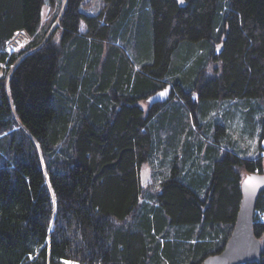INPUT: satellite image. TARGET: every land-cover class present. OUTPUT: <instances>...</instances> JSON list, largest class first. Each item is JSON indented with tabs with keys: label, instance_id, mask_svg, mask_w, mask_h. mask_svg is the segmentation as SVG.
I'll return each mask as SVG.
<instances>
[{
	"label": "trees",
	"instance_id": "trees-1",
	"mask_svg": "<svg viewBox=\"0 0 264 264\" xmlns=\"http://www.w3.org/2000/svg\"><path fill=\"white\" fill-rule=\"evenodd\" d=\"M129 1L133 11L140 0H105L90 16L85 0H0V264H206L231 236L243 181L264 172L263 150L246 157L212 137L207 110L190 124L176 107L168 142L164 120L157 136L151 126L173 97L191 108L194 95L264 100V0H142L151 36L141 68L113 60L100 80L82 43L109 38ZM22 31L30 42L8 53ZM186 43L210 53L174 82L173 55ZM168 85L169 100L146 112L141 103ZM193 126L212 139L204 156L202 142L178 140ZM254 234L263 240L264 191ZM244 264H264V254Z\"/></svg>",
	"mask_w": 264,
	"mask_h": 264
},
{
	"label": "rangeland",
	"instance_id": "rangeland-1",
	"mask_svg": "<svg viewBox=\"0 0 264 264\" xmlns=\"http://www.w3.org/2000/svg\"><path fill=\"white\" fill-rule=\"evenodd\" d=\"M86 5L81 8L83 13L90 16H97L103 10L105 0H85ZM132 2L129 1L117 23L113 25L109 38H91L88 39L86 44L82 43V47L88 48L87 54V70H94L97 73L98 79H103V75L110 61L114 60L117 69L123 68V65L129 61L130 66L135 68H141L142 62H144L145 51L147 49L146 43L150 36L147 33V23L144 11V3L139 1L138 5L134 6L132 11ZM51 13L49 5H46L43 9V20L46 26L51 20ZM57 26L54 24L53 29ZM86 23L82 20L81 33L85 31ZM59 35V34H58ZM70 49L75 52L79 46L77 38L72 37ZM30 40L23 45H20L14 40L8 48L12 49V45L16 44L19 52L23 49ZM210 46L202 43L183 44L182 47L175 52L172 59L170 76L174 82H180L185 77H193L195 72L202 67L203 60L210 53ZM15 50V51H16ZM19 50V51H18ZM14 52V51H13ZM14 52V53H17ZM13 54V53H12ZM90 66L92 67L91 69ZM5 66L0 68V79L4 76ZM192 101L195 107L191 108L184 104L178 98H171L167 104L163 106L161 113H158L151 122L153 132L157 136L158 133H163L166 128L165 141L168 142L172 134L175 132L174 126L177 125L178 115L176 113V107L182 106L184 109V115L186 116V122L193 124L192 112L197 116H201L200 112L207 110L210 112L209 119L213 120L214 127L212 128V137L217 138L223 136L224 148L234 150L243 154L246 157H255L259 153L264 151V100L251 99V100H219L217 102H200L197 96H193ZM142 107L147 112L150 104L147 100H144ZM201 119V117H200ZM161 120H164L165 129L160 130ZM199 130V129H198ZM193 126V136L180 137L178 140L183 144L196 146L202 142L204 144L203 156L208 147V140L203 136V131H198ZM226 130V131H225ZM155 140H157L155 138ZM178 149L179 155L184 153V146ZM167 147V146H165ZM168 148V147H167ZM263 150V151H262ZM171 152V151H170ZM175 154V153H174ZM264 155V152H263ZM246 174H244V177ZM152 177H145L147 186H151L150 189H157V183L152 182ZM264 245V238L262 240Z\"/></svg>",
	"mask_w": 264,
	"mask_h": 264
},
{
	"label": "water",
	"instance_id": "water-1",
	"mask_svg": "<svg viewBox=\"0 0 264 264\" xmlns=\"http://www.w3.org/2000/svg\"><path fill=\"white\" fill-rule=\"evenodd\" d=\"M172 85L149 97L148 103L165 104L171 94ZM264 191V172L248 176L242 185V203L237 221L223 251L209 257L206 264H244L260 262L264 254V245L254 234V218L257 201Z\"/></svg>",
	"mask_w": 264,
	"mask_h": 264
},
{
	"label": "built area",
	"instance_id": "built-area-1",
	"mask_svg": "<svg viewBox=\"0 0 264 264\" xmlns=\"http://www.w3.org/2000/svg\"><path fill=\"white\" fill-rule=\"evenodd\" d=\"M16 42L20 45L26 44L29 41V36L25 33V32H19L16 34L15 39ZM16 44L12 45V49L7 48V50L10 53H13V51L15 52V50L18 48L17 46H15ZM17 51V50H16Z\"/></svg>",
	"mask_w": 264,
	"mask_h": 264
},
{
	"label": "snow or ice",
	"instance_id": "snow-or-ice-1",
	"mask_svg": "<svg viewBox=\"0 0 264 264\" xmlns=\"http://www.w3.org/2000/svg\"><path fill=\"white\" fill-rule=\"evenodd\" d=\"M181 2H183V0H181Z\"/></svg>",
	"mask_w": 264,
	"mask_h": 264
},
{
	"label": "crops",
	"instance_id": "crops-1",
	"mask_svg": "<svg viewBox=\"0 0 264 264\" xmlns=\"http://www.w3.org/2000/svg\"><path fill=\"white\" fill-rule=\"evenodd\" d=\"M44 21V20H43Z\"/></svg>",
	"mask_w": 264,
	"mask_h": 264
}]
</instances>
